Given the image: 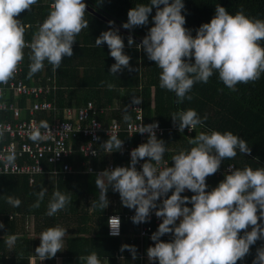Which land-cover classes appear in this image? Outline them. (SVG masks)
I'll return each mask as SVG.
<instances>
[{
    "label": "clouds",
    "instance_id": "clouds-1",
    "mask_svg": "<svg viewBox=\"0 0 264 264\" xmlns=\"http://www.w3.org/2000/svg\"><path fill=\"white\" fill-rule=\"evenodd\" d=\"M36 3L37 0H0V85H7L14 79L24 59L25 48L31 49L29 79L44 69L45 60L53 72L57 71L64 57L73 56L76 36L88 28L84 0H54L50 14L39 26L32 42L28 43L25 28L16 17L25 10L30 11ZM153 6L156 8L152 16L154 24L136 47L162 70L160 87L174 92L178 104L185 99L191 100L188 93L193 85L207 83L215 72L232 91H236L237 84L254 82L264 73V47L260 43L264 41V20L249 18L243 10L230 14L218 4L214 17L202 24L193 37L184 27L183 0H150L149 4L139 3L130 9L122 27L131 30L147 25ZM109 24L114 22L109 21ZM104 43L115 60L109 72L115 74L124 68L131 71V58L123 51L125 44L119 29L110 27L95 40L96 47ZM133 44L134 40L129 36L128 45ZM193 57L194 63H191ZM107 87L112 90L115 85L108 83ZM0 96H3V89H0ZM141 101L133 96L134 104ZM5 107L0 104V108ZM171 117L180 132L185 128L192 131L207 119H201L194 109L173 113ZM124 119L127 121L130 117L125 115ZM156 128L158 122L142 124L138 128L136 132L149 136L146 143L131 151L129 167L118 166L97 174L95 183L100 191L98 203L93 206L101 210L108 207L107 192L111 186L119 193L122 205L135 210L131 217L134 224L148 222L152 210H155L156 217L162 218V222L150 237L155 244L147 249L149 261H158L159 264H237L249 254L251 245L257 240L261 243L264 238V226L258 222L264 218V168L234 169L217 187L206 191V178L219 170L223 160L235 158L238 150L251 154L247 142L231 131L200 132L189 140L195 146L172 157L173 166L160 167L166 147L165 142L157 138ZM6 131V126L0 125V139ZM29 138L33 142L52 139L49 123L40 121ZM101 147L110 154L122 150L123 141L113 134ZM91 154L95 156L97 152L93 150ZM145 158H148L147 162L143 163L142 171H138L137 163ZM0 161L5 172L9 169L15 171L14 152L0 155ZM186 189L194 195L190 198L182 196ZM170 191L171 195H167ZM46 192L47 189L43 188L37 193L33 208L40 207ZM161 197L165 198L158 206ZM70 202V195L56 190L46 214L54 216ZM7 203L19 207L21 200L8 196ZM189 203L191 207L187 206ZM108 224L109 234L119 235V217H110ZM249 226L251 231L247 230ZM3 227L0 223V228ZM241 231L243 236L239 235ZM66 233V228L55 226L40 234L41 243L35 250L40 261L54 258L57 252L64 250ZM166 234L173 236L170 242L160 239ZM17 239L16 235L8 236L6 244L9 249ZM125 250L131 253L133 260L137 259L135 245H122L120 252ZM79 259L86 264H101L96 252ZM253 264H264V247L257 249Z\"/></svg>",
    "mask_w": 264,
    "mask_h": 264
},
{
    "label": "trees",
    "instance_id": "trees-1",
    "mask_svg": "<svg viewBox=\"0 0 264 264\" xmlns=\"http://www.w3.org/2000/svg\"><path fill=\"white\" fill-rule=\"evenodd\" d=\"M48 1L49 3L43 4L42 0H37V3L33 5L30 11L26 10L16 17L21 21L23 26H27L25 29L26 41H32L33 32L39 28L50 14L49 4L54 3V0ZM84 3L94 9L99 17L86 11L85 19L88 20V28L83 29L76 36V40L72 46L73 56L64 57L59 69L55 72H53L52 66L47 60H45L44 69L32 77L33 79L38 77L42 81H45L47 76L56 75V81L60 88L57 91V103L54 104H57L61 113H63L65 108L71 106L72 97H76L78 100L82 98L81 101L83 103L92 99L98 104H106L113 97L117 96L122 99L125 110L129 104L133 103V96L139 97L142 99L144 121L158 122L165 129L164 134L158 137V139H162L165 142L166 151L163 160L168 161L171 166L174 165V161L172 160L174 155L179 154L182 150L189 151L195 146L190 144L189 140L194 139L200 132L210 134L212 131H219L221 133L231 131L247 142L251 149V154L240 153L238 150L235 158L225 159L221 162L218 171L224 170L228 165H233L234 169L241 170L246 167H251L253 170L264 168V73L254 82L237 84L236 91H232L220 80L218 72H215L207 83L197 82L193 85L191 92L188 93V95L192 96L191 100L185 99L182 103L178 104L174 92L160 87L159 77L162 70L155 65L154 61L148 59L147 54L142 49L136 47V45L142 42V39L148 34L149 29L154 24L152 16L156 12L155 6H153V11L149 15L147 25L134 27L131 30L122 27V24L127 22V13L130 9L139 3L149 4L150 0H84ZM183 3L185 7L182 9V15L186 19L184 27L191 31L193 37L196 36L197 29L202 24L210 22L214 17L218 4L223 6L230 14L234 15L238 11L243 10V13L249 18L264 20V0H183ZM161 7L163 6L161 5ZM102 18H105L106 21ZM109 21H113L114 24L110 25ZM110 27L119 29V34L125 44L123 51L131 58L130 66L132 70L130 71L128 68H125L127 70L126 76H121L120 72L115 74L109 72L115 60L111 57L110 49L106 43L100 47L95 46L96 38L102 32L109 30ZM129 36L134 40L132 46L128 45ZM260 43L264 47V41ZM30 53V48L25 49L22 61L23 71L21 75L27 84H30L31 80L28 78L29 65L31 63L29 59ZM190 62L194 63V57ZM81 67H83V71H81ZM108 83L114 84L115 88L109 90L107 87ZM122 89H126L125 93L121 91ZM8 100H14L13 96L10 95ZM31 101L32 99L28 98V96L17 98L20 108L27 107L28 102ZM188 109H194L201 119L204 117H207V119L203 125H198L196 129L190 132L187 131V128L183 132H180L178 125L173 124L171 115ZM122 115L123 118L125 115H128L130 119L133 117L132 112L128 110L122 112ZM121 118V116L118 117V119ZM0 121H11L10 114H4L0 118ZM47 122L51 123L52 118H48ZM119 138L123 141H129L125 133H122ZM137 139L138 136L136 135L133 137L132 142L136 143ZM105 140V137H100L99 144ZM85 141L80 136L75 140L74 148L77 150L78 145L85 143ZM146 142L147 140H139L137 145L132 144L136 148ZM99 144L97 148L100 146ZM76 160L83 161L85 158L81 154H77ZM115 160L118 162L121 158L117 157ZM147 160L148 158L144 159L145 162ZM94 162L96 166L97 163L96 161ZM232 171L224 172L225 174L220 175L216 172L208 176L206 178V191H211L217 187L225 179L226 175ZM95 180L94 174L69 176L66 181L56 179L57 183L62 185V190L59 189V191L71 197V202L64 208V215H68L70 212L74 214L76 208H79L81 202L76 201V199H83L84 201V199L92 194H97V199H99ZM33 194V187L29 186L26 178L0 175V199H7L8 196L19 198L21 204L19 207H15V209H24L29 202V196H34ZM51 194L46 192L44 200L40 203L39 208L41 210H44L45 203L50 202L51 198L46 199V197ZM113 194L111 186H109L107 197L113 196ZM167 195H171V191ZM181 195L190 198L194 193L186 189ZM35 196L37 195L35 194ZM187 206L191 207L192 205L189 203ZM0 210L5 212V207L0 206ZM128 213L129 210L120 211L118 209L117 211L110 210L107 215L104 212H98L97 208L90 214H86V212L80 213V217L78 218L92 217L95 219L98 227L102 225L103 228L101 231L97 230L94 232L87 225V229H82L81 232H91L96 234L97 237L101 235L103 238L100 241L104 242L106 240L108 217L111 215L120 216L122 236L121 238H109L110 243L114 245L115 250L120 249L122 241H126L127 245L130 243L134 245L138 244L136 234L139 224L125 221L124 215ZM257 214L259 216V211ZM51 218L53 219V216ZM258 222L264 226V218ZM178 223L179 220L177 221ZM142 225L151 228L148 233L149 237L146 240L147 248L154 246L155 242L150 237L158 229L159 224L144 222ZM247 230L251 231V226ZM127 235L133 237L128 238ZM239 235L243 236L244 232L241 231ZM160 239L170 242L173 236L166 234L160 237ZM262 247L264 246H260V241L257 240L255 244L250 246L249 254L243 260H238L237 264H253L257 249ZM24 261L21 264H25L26 260ZM112 262L116 264L115 260H112ZM156 264H159V262L157 261Z\"/></svg>",
    "mask_w": 264,
    "mask_h": 264
},
{
    "label": "built area",
    "instance_id": "built-area-1",
    "mask_svg": "<svg viewBox=\"0 0 264 264\" xmlns=\"http://www.w3.org/2000/svg\"><path fill=\"white\" fill-rule=\"evenodd\" d=\"M22 71L23 62L19 65L14 79L10 80L7 85H0V89H3V96H0V98L6 99L5 94L9 93L13 94V98H19L21 96L32 98L30 104L24 108H20L15 101H3L0 99V104L6 105L5 108H0V118L6 113H9L11 116V121H0V125H4L8 129L4 133V137L0 139V155H6L12 152L16 154L15 171L9 169L5 172L4 164L0 161V175L24 177L27 179L29 185H33L37 178L44 175L66 178L69 175L86 173L97 176L98 173L105 169H113L118 166H130V153L135 149V146L131 143L132 141L122 140V150L113 151L110 154L105 153L103 148L99 151L96 147L99 144L100 137H105V141H107L109 136L113 134L117 135L118 138L122 133H125L128 138H133L137 135L140 141L148 140V133L142 135L136 132L142 124L147 125L153 123L144 121L143 111L139 104H134L131 107L133 118L124 124L119 123L117 120H112L108 125H104L98 121L96 116L103 113V110L95 107L92 101H88L85 106L79 109L66 108L61 113L57 104H54V102L48 99H41V95L49 92V88L40 84H27L22 79ZM62 115L63 117L61 118ZM48 117L52 118L49 126L53 138L47 141L33 142L29 138L31 131L39 126L40 121H47ZM41 131L43 132L44 130L41 129ZM155 131L158 138L164 134L165 129L158 124V128ZM187 131L190 132L188 129ZM80 136L86 140V143L78 145L76 150L74 148V142ZM93 150L97 152V155L93 156L91 154ZM77 154H81L85 160L77 161ZM114 154L127 158L129 162L114 163L109 160L103 169H95L92 167V163L99 160L102 155L110 158ZM143 163H145L144 160H140L137 163L136 168L138 171H142ZM166 164L171 167L169 162L165 160L162 161L160 167ZM233 169V165H228L224 170L218 171L217 174L220 175L224 172H230ZM164 198L161 197V200L157 201L158 206H160ZM134 215L135 212L125 214L124 220L132 222L131 217ZM110 217L113 216H109L107 219V235L111 238H118L122 234L121 218L120 216H116L120 219L119 235L113 236L109 234L110 228L108 220ZM151 222L155 224L162 222V218L156 217L155 210H152L150 219L146 223ZM149 230L151 228L144 227L142 223L139 224L136 238L140 243H146L149 237ZM260 246H264V238L261 239Z\"/></svg>",
    "mask_w": 264,
    "mask_h": 264
},
{
    "label": "crops",
    "instance_id": "crops-1",
    "mask_svg": "<svg viewBox=\"0 0 264 264\" xmlns=\"http://www.w3.org/2000/svg\"><path fill=\"white\" fill-rule=\"evenodd\" d=\"M42 2L43 4L49 3L48 0H42ZM53 4L54 3L49 4L50 11L52 10ZM24 28L26 29L27 26L24 25ZM38 29H36L33 32L32 40L36 35V33L38 32ZM26 42L31 43L32 41H26ZM81 68H82L81 71H83V67ZM126 74H127V70L125 68L122 71H120L121 76H126ZM30 84L31 85L40 84L42 86L48 87L49 92L43 93L41 95L42 96L41 99L42 98L48 99L54 103H57V98H56L58 94L57 91L60 87L58 86V83L56 81V75L47 76L45 81H42L38 77L36 79L31 78ZM125 90L126 89L124 90L122 89L121 91L125 93ZM5 95H6L5 98L7 97L6 99H1V98L0 99L3 101L8 100L9 96L10 95L12 96L13 94L9 93ZM13 99L14 100L12 101H15L17 103V98H13ZM81 100L82 98L78 100V98L72 97L71 106H69L68 108L71 107L74 109H79L85 106V104L88 101H92L95 104V107L103 110V113L96 116V118L104 125H108L112 120H117L119 123L124 124L127 121L124 120L122 112L127 110L132 112L131 107L134 106V103L129 104V106L125 110L123 107L122 99L117 96L113 97L112 100L110 102H107L106 104H98L92 99L87 100L85 103H83V101ZM28 104H30V102H28ZM139 106L143 111L142 103H139ZM120 116L122 118L118 119V117ZM128 140L133 141V138H128ZM138 141L139 139H137L136 143L133 142L132 143L134 145H137ZM99 145L100 146L96 148L99 151H101L102 143H100ZM117 157L120 156L114 154L109 158L102 155L100 159L96 161L97 165L95 166V162H93L92 167L95 169H103V167L106 165V163L109 160L114 163L129 162V160L125 157H120L121 160H118L117 162L115 160V158ZM79 175H92V174L85 173ZM69 176H74V175H69ZM69 176H67L66 178H56L50 175H44L37 178L35 184H33L34 186L29 185L33 187L34 196L32 195L29 196V202L24 209L23 208H20L21 210H18L17 208L15 209V207L7 203V199H0V206L5 207V212H2V210H0V223H3L4 225L3 228H0V264H21V262H25L24 260H26L25 264H86V261L80 260L79 257L81 256L86 257L90 255L92 252L97 253L98 258L101 261V264H114L112 260H115L116 264H156L157 261L153 262L148 260L147 243H140L138 241V244H135L137 248V259L135 260L132 259L131 253L128 252L127 250H125L123 253L120 252V249L115 250L114 245L109 241L110 240L109 238L111 237H108L107 235V225H106V240L104 242L100 241V239L103 238V236L101 235L97 237L96 234H93L91 232L88 233L81 232L82 229H87V225L89 229L94 232L97 230L101 231L103 228L102 225L98 227V225L95 223V219L92 217L78 218L80 217L79 216L80 213L83 214L84 212H86V214H90L95 208L98 209V212H104L107 215L110 212V210L117 211L118 209L120 211L129 210L128 214L134 213V209H129L122 205L119 193L114 192L112 190V187H111V191H113L114 194L113 196L107 197L109 200V205L107 208L103 210H101L99 207L93 206L94 204L98 203L97 194L96 195L92 194L88 196L86 199H84V201L83 199H76V201L81 202L80 203L81 207L79 206V208H76L77 212L75 211L74 214L70 212V214L64 215L65 213L63 209L58 211L56 213L57 215L55 214L53 216V219L51 218L52 216L49 217L46 214L48 210L49 202L45 203L46 205L44 206V210H41L40 208L32 207V205L37 200V196H35V194L37 195V193L43 188H46L47 192L52 194L56 190L59 189L62 190L61 189L62 185H59L56 179H61L62 181L63 180L66 181L69 178ZM66 187H68V185H66ZM99 191L100 190L98 189V195H99ZM52 194L47 195L46 199L52 198ZM78 197H82V196H78ZM55 226L66 228L67 233L64 237V250L57 252L54 258H47L43 261H40V258L36 255L35 252L36 247H38L41 243L39 236L47 228L55 227ZM130 232H128V234H130ZM10 235H16L18 237L17 241L15 242V245L11 249H9L6 244V240ZM121 236L118 238H121ZM127 236L128 238L133 237L130 235ZM124 244H126V241L121 242L120 248ZM129 245H134V244L130 243Z\"/></svg>",
    "mask_w": 264,
    "mask_h": 264
},
{
    "label": "water",
    "instance_id": "water-1",
    "mask_svg": "<svg viewBox=\"0 0 264 264\" xmlns=\"http://www.w3.org/2000/svg\"><path fill=\"white\" fill-rule=\"evenodd\" d=\"M86 11L90 12L91 14H94L95 16H98V15L95 13L94 9H92L91 7H89V6H87V5H86ZM98 17H99V16H98ZM102 19L106 21L105 18H102Z\"/></svg>",
    "mask_w": 264,
    "mask_h": 264
}]
</instances>
